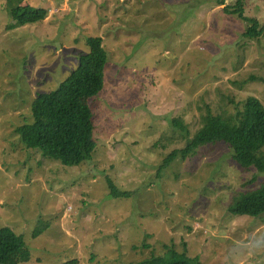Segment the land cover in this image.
<instances>
[{
    "label": "rangeland",
    "instance_id": "1",
    "mask_svg": "<svg viewBox=\"0 0 264 264\" xmlns=\"http://www.w3.org/2000/svg\"><path fill=\"white\" fill-rule=\"evenodd\" d=\"M221 1L22 0L48 17L10 28L0 0V226L26 243L4 264H146L169 250L204 264H264V214L230 212L264 175L238 166L225 143L159 172L209 110L235 116L250 96L264 105V38H244L251 23ZM243 8L264 25V0ZM90 37L108 53L104 90L91 100L97 150L67 168L28 149L18 129L89 53ZM110 184L128 197H113Z\"/></svg>",
    "mask_w": 264,
    "mask_h": 264
},
{
    "label": "trees",
    "instance_id": "2",
    "mask_svg": "<svg viewBox=\"0 0 264 264\" xmlns=\"http://www.w3.org/2000/svg\"><path fill=\"white\" fill-rule=\"evenodd\" d=\"M9 11L15 28L44 21L48 10L24 6L22 0H9ZM225 6L228 15H238L251 23L244 32L246 39L264 38V25L256 18L246 17L243 0ZM90 51L79 57L77 68L49 93H42L32 106L34 121L18 129L24 143L30 150L40 151L44 157L53 159L67 168H78L92 161L97 150L95 139V113L91 100L104 90L105 69L108 53L102 37L88 39ZM264 83V78L261 79ZM174 129L189 134L182 120L173 119ZM173 133L175 131L172 130ZM167 145L173 140L163 136ZM218 143L227 144L235 163L243 169L254 168L264 175V105L250 96L235 116L215 115L211 110L203 116L201 128L187 138L184 148L173 150L165 159L159 172L166 170L173 161H187L202 148ZM163 146V148H164ZM111 195L115 198L128 197L110 184ZM234 215L260 216L264 214V185L253 192L241 194L230 207ZM26 246L24 236L10 226H0V264H4L15 252ZM146 264H204L199 258L189 257L186 252L169 250L164 256L153 258ZM62 264H78L70 260Z\"/></svg>",
    "mask_w": 264,
    "mask_h": 264
}]
</instances>
